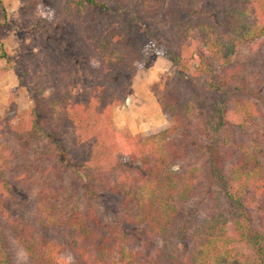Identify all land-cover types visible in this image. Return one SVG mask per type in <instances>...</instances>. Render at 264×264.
I'll use <instances>...</instances> for the list:
<instances>
[{"label": "trees", "instance_id": "trees-1", "mask_svg": "<svg viewBox=\"0 0 264 264\" xmlns=\"http://www.w3.org/2000/svg\"><path fill=\"white\" fill-rule=\"evenodd\" d=\"M23 1L43 49L64 26L78 65L61 49L15 64L32 105L12 130L20 153L0 144V264L13 245L24 264H264V0ZM148 44L188 78L189 111L210 112L159 89L165 123L118 132L112 108ZM194 199L215 211L191 229Z\"/></svg>", "mask_w": 264, "mask_h": 264}, {"label": "rangeland", "instance_id": "rangeland-1", "mask_svg": "<svg viewBox=\"0 0 264 264\" xmlns=\"http://www.w3.org/2000/svg\"><path fill=\"white\" fill-rule=\"evenodd\" d=\"M27 18V7L23 0H0V41L9 58L8 62L0 60V144L4 143L10 150L12 149L14 155L17 152L20 153V151L19 142L16 141V136L12 130L16 127L20 116L24 115L32 105V94L19 81V71L16 70L15 64L29 59L35 60L37 57H43L46 54H49L51 57L57 56L59 55L57 49H61L64 51L67 60H70L72 64L78 65L77 57L71 54V46L66 42L68 30L64 26H59L57 29L61 32L60 36L54 34V40L46 42L49 49L51 48L48 51L44 50L43 46L38 43L37 38L33 35L34 31L27 28ZM153 45L148 44L143 47V60L138 63L137 70L133 73L129 94L122 103L112 108V121L115 130L118 132L136 135L165 123L159 106V89L162 90L163 96L164 94L168 96L170 89L175 88V99L179 100L183 113L188 112L190 105L197 102L196 95L192 93L187 83L188 78H182L178 74L177 66L169 59L166 53V50H168L167 47L161 46L154 51L155 45ZM244 63H246V66L249 64L245 58H243ZM71 67H73L74 92L77 93L80 83L76 87L75 78L80 76L81 72L76 70L75 66ZM258 84L261 86L258 88L260 91L259 98L261 99L263 97L264 99V79L255 85L258 86ZM203 98L206 97L204 96ZM206 99L210 103L212 102L209 98ZM200 104L202 109L210 112L209 102L205 103L201 101ZM202 109L198 111L203 114ZM198 111H194L193 113L189 111L188 114L190 117L202 116ZM39 149L40 147L37 148V156H39ZM45 163L47 161L43 159V164ZM172 168L176 169V167ZM66 197L72 201L76 195L73 191H70ZM197 200L194 199L191 201L186 209V216L191 217L193 220L189 224L191 229L193 227H199L200 223L209 222L211 215L207 214V212L211 210L215 211L212 203L205 201L202 205L197 204ZM9 210L13 214L17 212V208L14 206H9ZM195 214H198L199 217L195 216ZM176 242L174 240L170 246L182 249L181 242L188 244L187 239L181 240L178 244ZM236 246V251L239 254L244 256L250 254L246 246ZM13 247L12 252L5 247V254H14L15 264H24V253L19 248H16L15 245Z\"/></svg>", "mask_w": 264, "mask_h": 264}]
</instances>
